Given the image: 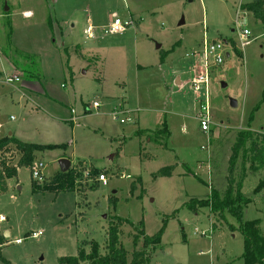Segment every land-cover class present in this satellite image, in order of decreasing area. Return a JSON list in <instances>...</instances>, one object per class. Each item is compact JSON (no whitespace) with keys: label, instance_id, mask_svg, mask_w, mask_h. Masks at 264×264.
Masks as SVG:
<instances>
[{"label":"rangeland","instance_id":"rangeland-1","mask_svg":"<svg viewBox=\"0 0 264 264\" xmlns=\"http://www.w3.org/2000/svg\"><path fill=\"white\" fill-rule=\"evenodd\" d=\"M252 1L0 0V137L58 147L34 153L42 183L61 159L106 180L91 190L97 175H82L73 192L35 194L30 170L19 168L0 195V234L8 233L1 260L59 264L81 249L102 255L108 224L119 217L128 222L119 228L126 264L142 249V239L132 245L140 222L149 237L164 226L159 244L146 248L148 264H244L235 217L184 205L224 192L233 154V180L247 199L241 219L256 222L264 237V153L254 160L250 147L254 140L264 147V28L240 10ZM110 18L131 19L133 27L105 34ZM237 25L249 32L242 48ZM203 40L227 42L228 55L209 68L207 132L197 120L203 94L190 86L197 59L186 57ZM14 76L17 82L3 83ZM119 106L130 122L113 119ZM243 131L252 136L240 146ZM166 167L170 177L156 176Z\"/></svg>","mask_w":264,"mask_h":264},{"label":"trees","instance_id":"trees-1","mask_svg":"<svg viewBox=\"0 0 264 264\" xmlns=\"http://www.w3.org/2000/svg\"><path fill=\"white\" fill-rule=\"evenodd\" d=\"M240 10L247 12L251 17L258 21L264 28V0H253L251 3H247L240 6ZM227 43V42H226ZM231 47L234 48L233 41H229ZM254 135V134H253ZM252 135L248 132H240L238 135V144L244 146L246 141L250 139ZM257 138V135H254ZM257 141H251L250 147L251 152H255L254 160H262L263 148L261 145L258 147ZM58 148L54 145H35L23 143L14 138L13 136H3L0 137V195L6 193L7 181L12 180L16 177L17 170L19 168L31 169L34 161V153ZM239 149V148H238ZM10 156L7 157V155ZM12 154L18 156L17 163L11 164ZM10 157V158H9ZM234 155L232 154L229 160V166L227 170L226 186L222 194L211 191L209 197L205 199H190L184 206L196 212L199 208H207L211 214L216 215L217 218L223 219L224 214H229L235 217L239 223L238 230L243 236L244 240V253L243 260L244 264H255L262 263L264 260V237L259 236L257 232L256 222H243L241 219V213L243 206L247 203L240 192V184L234 182ZM173 167H166L159 170L156 176H171V171ZM86 170L83 162H78L73 168L69 169L65 173L58 172L51 181L46 183L37 184L32 183V192L35 194H40L44 192L51 191H67L73 192L75 190V180L83 175ZM250 170V169H249ZM249 172H252L251 170ZM91 176H96L97 172L91 170ZM98 184L94 181L93 185L90 186L91 190L97 189ZM131 191H133L131 186ZM174 215V214H173ZM123 223H128L125 219L119 217H114L108 224V229L106 232V247L104 254H98L97 251L92 250L90 253H85L82 249L78 252L76 257H63L58 260L59 264H126V252L119 243V228ZM130 224V223H129ZM132 226V224H130ZM138 228H141L138 230ZM137 227L133 229L137 232L132 241V245L135 248L138 241L142 239V249L141 251H133L131 262L129 264H148L149 254L146 248L153 249L159 244L162 230H159L156 234L149 237L143 232V222H140ZM5 243L3 235L0 234V246ZM95 247H93L94 249ZM1 260V259H0ZM5 264H10L7 261L1 260Z\"/></svg>","mask_w":264,"mask_h":264},{"label":"built area","instance_id":"built-area-1","mask_svg":"<svg viewBox=\"0 0 264 264\" xmlns=\"http://www.w3.org/2000/svg\"><path fill=\"white\" fill-rule=\"evenodd\" d=\"M237 15V14H236ZM133 27V21L130 19L120 21L119 19H109V22L107 26L104 29L105 34H116V33H122L125 30ZM237 40L240 48L244 46V44L247 42V37L249 35V32L246 29H240V26L237 25ZM84 33L86 34V38L93 39L94 38V32L93 27L87 26ZM234 43V48L236 49L237 44ZM227 44L226 42L222 43L219 41H212V42H206L205 40L202 41L199 49L197 51L190 52L186 55L188 58H196L197 64H195V68L197 72H192V77L190 80V86L193 92L198 93L201 92L203 94V104L200 105L201 114L198 116V122L199 127L201 131L207 132L208 127L210 125V116H209V107H208V92H209V68L210 67H218L222 65L223 60L225 57H227V54L225 53L224 45ZM18 77H6L3 81L4 84H11L13 82H17ZM93 109H97L98 105L96 103H93L92 105ZM121 106L114 109V112L112 114L113 119L117 120L120 124H125L130 122L129 118H120L119 116L122 115ZM71 114H74L73 111H71ZM77 118H73L72 121H77ZM43 165L41 163H33L31 169H30V176L31 180L37 184H41L44 181V176L42 173ZM83 175L85 178H88L90 176V171L85 170L83 172ZM128 178V176H127ZM96 182L101 183L102 185H105L106 180L105 177L100 174L97 175V179L95 178ZM5 218L0 215V223L4 222ZM39 233H32L31 237H37ZM15 243H19L17 240Z\"/></svg>","mask_w":264,"mask_h":264},{"label":"water","instance_id":"water-1","mask_svg":"<svg viewBox=\"0 0 264 264\" xmlns=\"http://www.w3.org/2000/svg\"><path fill=\"white\" fill-rule=\"evenodd\" d=\"M182 21L179 23V25H182ZM158 48V47H157ZM227 57H228V55H227ZM229 106L231 107V108H234V107H236V103L233 101V100H229ZM70 166H71V164H70V162L67 160V159H61V160H59L58 161V167H59V172L60 173H65V172H67L68 170H69V168H70ZM3 237L4 238H7L8 237V233L7 232H5L4 234H3Z\"/></svg>","mask_w":264,"mask_h":264},{"label":"crops","instance_id":"crops-1","mask_svg":"<svg viewBox=\"0 0 264 264\" xmlns=\"http://www.w3.org/2000/svg\"><path fill=\"white\" fill-rule=\"evenodd\" d=\"M249 3H251V2H249ZM245 4H247V3H245ZM241 5H244V4H241ZM241 5H240V6H241ZM26 13H29V12H23L22 14L25 15ZM29 14H30V13H29ZM5 136H12V134L8 133V134L5 135ZM1 137H3V136H1ZM4 233H5V232H4Z\"/></svg>","mask_w":264,"mask_h":264},{"label":"bare ground","instance_id":"bare-ground-1","mask_svg":"<svg viewBox=\"0 0 264 264\" xmlns=\"http://www.w3.org/2000/svg\"><path fill=\"white\" fill-rule=\"evenodd\" d=\"M24 16H25V17H29V13H26Z\"/></svg>","mask_w":264,"mask_h":264}]
</instances>
